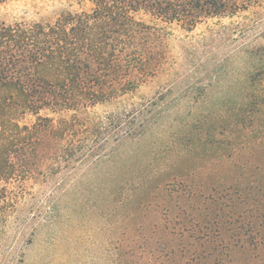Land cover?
Returning a JSON list of instances; mask_svg holds the SVG:
<instances>
[{
  "label": "trees",
  "instance_id": "1",
  "mask_svg": "<svg viewBox=\"0 0 264 264\" xmlns=\"http://www.w3.org/2000/svg\"><path fill=\"white\" fill-rule=\"evenodd\" d=\"M7 1L13 0H0ZM79 1L91 3V10L63 12L53 21L0 22V221L17 209L29 183L47 185L52 177L85 166L87 171L73 176L44 207H30L18 220V228L24 230L36 221L31 235L47 231L54 244L67 233L70 220L86 217L85 199H100L103 180L97 181L104 172L113 264H125V257L135 258V252L153 243L156 251L165 248L156 259L172 261L173 240L183 245L185 239L204 247L196 259L221 264L229 252L226 241L234 238L225 226L233 222L247 232L256 226L252 208L238 211L251 191L258 190L263 212L264 160L256 166L259 176L242 193L234 174L210 173L205 184H195L198 165L193 161L208 162L222 172L237 170L238 137L253 128L256 115L264 118V91H249L242 98L240 93H224L217 108L211 93L206 97L203 91L199 96L209 115L202 118L194 116L188 105L183 113L181 103L190 95L173 102L174 113L169 102L158 108L162 98L124 103L164 60L163 54L151 51V28L133 14L145 11L190 29L203 19L233 16L253 0ZM238 53L241 59L254 61L264 48H241ZM97 106L112 109L100 118L82 116ZM218 108H222L219 116H212ZM26 116L35 119L21 125ZM259 126L264 131V123ZM168 131L169 138L163 140ZM160 142H165V150L153 153ZM242 146L248 148L246 143ZM177 147L183 148L175 152ZM171 152L173 169L163 170L160 154ZM160 196L166 203L162 207L156 203ZM184 199L202 200L213 216L181 220L178 201ZM146 221H150L147 227ZM151 256L145 264H154Z\"/></svg>",
  "mask_w": 264,
  "mask_h": 264
},
{
  "label": "rangeland",
  "instance_id": "2",
  "mask_svg": "<svg viewBox=\"0 0 264 264\" xmlns=\"http://www.w3.org/2000/svg\"><path fill=\"white\" fill-rule=\"evenodd\" d=\"M249 4L248 9L239 11L233 16L203 19L190 29L177 22H166L145 11L133 14L136 21L151 28L153 33L151 51L153 54H163L164 60L158 70L147 77L132 96L124 98L123 102L132 103L162 98V102H157L158 108L165 107V103L169 102L173 106L170 110L174 113L176 106L173 102L182 96L190 95L181 103L183 113L188 112L186 109L183 110L188 105L194 116L202 118L209 115L201 102L202 97L199 96L203 91L205 96L207 92L211 93L215 108L218 107L217 104L221 98H225L224 93H240L242 98L243 94L249 91L251 93L264 91V71L261 68L262 66L264 68V53H260L254 61L247 58L241 59V54L238 53L241 48H247L250 51L264 48V0H253ZM91 8V3L79 0H13L0 2V22L12 24L53 21L63 12H89ZM252 63L253 68L250 67ZM111 109V106H97L90 109L89 114L82 116L100 118ZM221 110L222 108L213 110L212 116H219ZM34 119L32 116L23 117L20 124H30ZM255 119L253 128L241 133L238 137L240 153L237 170L233 172L232 168H228L222 172L221 169L211 168L208 162L194 159V166L198 165L196 166L198 172L193 180L195 184H205L210 173L213 177L234 174V182L241 186V193L246 186L250 187L251 182L259 176L256 166L264 160V131L260 130L259 126L264 123V118L256 115ZM169 135V131L164 133L162 139L167 140ZM260 137L262 144L259 145ZM162 143L160 142L158 149L152 150L153 153L159 154L158 151L161 153L165 150V142ZM245 143L248 144V148L242 146ZM182 148L177 147L173 150L177 152ZM172 153L160 154L162 159L159 166L163 170L169 167L173 169ZM83 170L86 172L87 168L84 166L73 173L64 172L54 176L47 185L34 182L27 185V193L21 203H18L17 209L0 221V264H113L108 177L104 172L103 179L100 178L97 181L100 183L103 180L100 183L103 186H99L104 191L99 192L101 194L98 195L103 200L98 199L95 202L91 198L87 201L85 199L86 217L70 220L67 233L58 236L59 240L54 244L51 245V236L47 231L31 235L36 221L30 222L24 230L18 228V220L26 216V211L30 207H44L46 200L52 197V194L59 195L71 182L73 176H80ZM214 170L217 171L214 172ZM229 170L232 171L228 172ZM253 188L255 187H252V190ZM257 191V189L251 191L252 195L247 199L244 198L238 205V211L253 209L251 215L256 218V226L248 232L243 228H237L233 222L231 226H225L229 228V237L233 234L234 238L226 241L230 245L229 252L225 253L221 264H264V221L261 222V219L264 220V207L261 212L260 199L256 197ZM178 202L183 221L185 219L199 220L205 215L209 218L213 216L210 214V208H207L208 206L200 199H184ZM156 203L160 207L166 205L162 196ZM258 208L260 211H257ZM247 220L246 218L245 221ZM239 221L241 226L243 218ZM149 222L146 221V227ZM218 222L220 223L221 219H218ZM146 230V234L151 236L148 228ZM220 232L223 237H226L227 233L223 228ZM190 242L185 239L181 245V242L173 240L172 261L156 259L155 257L162 256L161 251L165 252V248L160 245L162 249L159 250L160 252L156 251L154 250L156 244L153 243L151 247L144 245L143 249L135 252V258L125 257V264H145L146 260L152 257L151 255L154 256L151 259L154 264H215L212 259H196V255H203L204 247L190 244ZM205 253L209 254L207 250Z\"/></svg>",
  "mask_w": 264,
  "mask_h": 264
}]
</instances>
